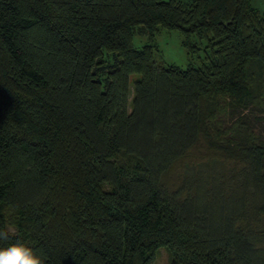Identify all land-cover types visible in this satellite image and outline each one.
<instances>
[{"label": "trees", "instance_id": "1", "mask_svg": "<svg viewBox=\"0 0 264 264\" xmlns=\"http://www.w3.org/2000/svg\"><path fill=\"white\" fill-rule=\"evenodd\" d=\"M161 29L201 43L198 62L165 63ZM250 108H264L250 0H0V248L44 264H150L161 247L165 264H264Z\"/></svg>", "mask_w": 264, "mask_h": 264}, {"label": "rangeland", "instance_id": "2", "mask_svg": "<svg viewBox=\"0 0 264 264\" xmlns=\"http://www.w3.org/2000/svg\"><path fill=\"white\" fill-rule=\"evenodd\" d=\"M250 3L253 7L257 8L258 10L264 9V0H250ZM144 38L145 37L133 38V45L136 46L139 43L145 41ZM183 40L184 37L178 30L161 29L160 32L155 36L154 42L157 46L161 59L165 63H172L179 66H183L188 60H191L194 63L198 62V57L201 56L202 52V44H199L197 40H189L191 44L195 46L196 49L193 52H188L187 45H182ZM243 113L245 116V121L249 125V128L252 133H254L257 137L263 139L264 108L260 110L256 108H250L244 111ZM166 259V252L161 247L155 251L150 264H165Z\"/></svg>", "mask_w": 264, "mask_h": 264}, {"label": "clouds", "instance_id": "3", "mask_svg": "<svg viewBox=\"0 0 264 264\" xmlns=\"http://www.w3.org/2000/svg\"><path fill=\"white\" fill-rule=\"evenodd\" d=\"M8 238L7 232H0V239ZM0 264H44V261L31 247L23 243H14L0 248Z\"/></svg>", "mask_w": 264, "mask_h": 264}]
</instances>
